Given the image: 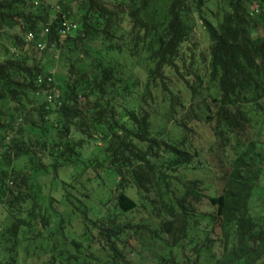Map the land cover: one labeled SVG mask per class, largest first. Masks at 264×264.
Returning <instances> with one entry per match:
<instances>
[{
    "label": "trees",
    "instance_id": "obj_1",
    "mask_svg": "<svg viewBox=\"0 0 264 264\" xmlns=\"http://www.w3.org/2000/svg\"><path fill=\"white\" fill-rule=\"evenodd\" d=\"M156 3L0 0V264H264V0Z\"/></svg>",
    "mask_w": 264,
    "mask_h": 264
},
{
    "label": "rangeland",
    "instance_id": "obj_2",
    "mask_svg": "<svg viewBox=\"0 0 264 264\" xmlns=\"http://www.w3.org/2000/svg\"><path fill=\"white\" fill-rule=\"evenodd\" d=\"M156 7L159 8H163L164 5H166L167 0H156ZM195 31L198 34V37L201 38V40H204V33L201 31V28L198 25H195ZM41 54H39L40 56ZM117 57V56H116ZM120 62L122 61V63H126V65H128L129 67L132 66L133 67V72L136 75H139L140 77L144 78V73L142 74L141 70H138L137 67H135V65H133V61L130 60L127 57H123L122 55H120ZM187 93L185 91V93L183 94L184 96H187ZM216 94V93H215ZM217 95V94H216ZM162 106H160L159 108L156 109V117L153 120V125H162L165 126L167 129L172 130V126L169 123L170 121L163 117V113L165 112V107L166 105H163V102L161 103ZM196 131H197V135L200 136L197 145H198V149L201 151L202 154V158H204V160L207 162V164L209 165V170L211 173L204 171L201 176H204V172L205 174H207V176L205 175V179L208 182H213L214 186L208 190L209 193L211 194H215L218 193V189L221 188V183L217 181V178H214L216 176V173L218 174V172L220 171L219 167H218V159L216 158V153L212 152L210 154V144L212 143L213 137L211 136V130H210V126L208 124H205L204 122H201L197 127H196ZM203 160V159H202ZM212 167V169L210 168Z\"/></svg>",
    "mask_w": 264,
    "mask_h": 264
},
{
    "label": "built area",
    "instance_id": "obj_3",
    "mask_svg": "<svg viewBox=\"0 0 264 264\" xmlns=\"http://www.w3.org/2000/svg\"><path fill=\"white\" fill-rule=\"evenodd\" d=\"M62 27L64 28V36L66 35V32H70V31H72L73 29H75L76 28V25L75 24H73L71 21H68L67 19H63L62 20ZM45 32H48V28H46L45 29ZM31 35H29L28 36V39H31ZM39 49L40 50H44L45 48H46V44L45 43H40L39 45ZM51 73H54V69H51ZM52 76H48L47 77V82H48V86H49V88H51V93H49L48 94V96H47V99L49 100V101H51L52 99H54V98H57L58 97V92H59V90L58 89H56V88H54V86H53V84H52ZM39 82H41L43 79L41 78V77H39ZM53 86V87H52Z\"/></svg>",
    "mask_w": 264,
    "mask_h": 264
}]
</instances>
